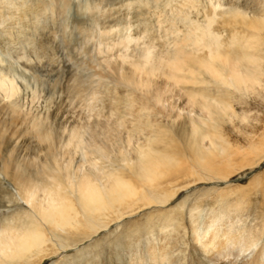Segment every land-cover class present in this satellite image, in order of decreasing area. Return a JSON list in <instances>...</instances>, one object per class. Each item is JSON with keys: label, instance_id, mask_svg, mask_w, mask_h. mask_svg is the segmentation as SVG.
I'll use <instances>...</instances> for the list:
<instances>
[{"label": "bare ground", "instance_id": "1", "mask_svg": "<svg viewBox=\"0 0 264 264\" xmlns=\"http://www.w3.org/2000/svg\"><path fill=\"white\" fill-rule=\"evenodd\" d=\"M117 1L119 6L115 3ZM212 2L210 4L214 9L219 6L218 3ZM33 3H35L34 6L29 5L28 0H0V18L11 13L5 12L4 7L15 8L20 11L17 15L19 19L25 16L39 18L41 14H46V12L58 13L66 17L73 9L71 0H34ZM102 4L105 6L107 4L110 8L106 13L101 11L103 14L99 16V5ZM131 4L126 3L125 0H80L79 8L76 11L73 9L75 24L81 26L83 22L88 21L103 25V27L114 26L120 19L122 7L126 8L127 6L129 8ZM225 11L229 13L227 10ZM17 12L15 13L17 14ZM242 13L235 12V18L237 15H241L243 20L247 19V15L242 16ZM251 15L253 16H249V19L251 18L252 23L257 21L264 23V15L256 13ZM12 17H14L13 13ZM50 19L53 20L51 17ZM1 20L4 19H0V25H2ZM11 21L12 19L10 23ZM34 22L33 24H35ZM243 22L246 23V21ZM206 23V27H193L189 33L180 38L175 35L171 41V48L163 56L154 52L153 47L155 45L152 42H147L143 44L141 50H138L135 59L131 58V54L125 52L129 49V44L134 42V39L140 40L138 36L137 38L130 35L125 37L126 28L124 27L112 29V32L103 31L106 33V37L103 36L102 39H107L111 35L112 37L115 36L114 41L115 39H123L122 44L117 43L120 49H117L119 51L116 55V58H120L122 62L120 65L113 59L116 65L115 67L111 66L114 73L112 74L116 82L126 86V88L130 87L132 90L129 89L128 95L130 97H126L127 100L121 102L123 103L122 110L116 106L114 111H110V116L115 115L111 123H108L109 115L106 116V120H93L89 126L90 133L87 141L84 139V130L81 128L72 130L66 142L63 140L61 120L64 119V115L62 110L61 113L53 111L48 115L51 119L56 118L59 119L58 122H61L56 123L53 127L50 122H47V116L43 117L37 113L29 116L27 131L24 130L25 140L23 145L19 144V137L23 136L22 132L18 134L20 129L18 126H21L20 118L26 116L27 119L29 114L24 113L18 104V97L23 91L21 86L25 84L22 85L21 82V86H17L13 80H11L12 82L8 81L7 76L3 74L8 71L24 82L30 66L23 59H30L31 56H28L29 53L26 54V57V52H23L22 54L26 58L20 56L23 61L17 62L18 59L15 60L16 58L11 59L12 54L10 56L7 51L3 50L2 52L0 50V91L4 95V100L7 99V102L0 100V201L3 202L4 196H6L9 203L18 206L17 211L15 210L16 213L13 212L15 213L14 217L4 216L2 219L0 218V264H29L35 257L46 253L47 250H53L54 253L60 249L66 251L69 246L77 245V242L90 238L98 228L105 227L104 221L106 219L115 215L116 218H119L125 211L132 210V207L140 201L143 202V205L153 204V206L156 203L167 202L165 201L166 197H170V195L167 194L166 196V190L164 191L161 187L178 179L180 170L176 166L179 164V156H187L188 148L190 156L197 162L201 160H209L210 162L211 154L215 149L220 153H226V148L217 141L220 135L219 126L203 121L206 126L204 129L201 125L199 126L198 120L188 116L189 114L176 125L174 132V128L165 124L162 125L159 121L152 123V114L156 112L154 104L162 101V94L165 93L166 87H163V84L166 81H171L175 88L174 93L166 99L170 100L167 107L162 105L167 116H171L170 113L175 110L176 116L180 117L181 110L186 105L189 112L197 109L204 111L208 115V120L214 122L229 115V110L232 107V94L226 89L221 90L214 84L213 88H209L197 86L199 83H208L212 80L215 84L234 86V88L246 90V92L247 90H255L256 85L260 86L258 69L254 65H250V63H258L256 60L258 58H254L258 57V54L255 56L251 52V54L245 53L242 50L244 47L242 44L245 42L243 40V42L241 41L242 44L239 43L240 45L237 47V34L230 40L231 47H227V44L220 41L219 37L211 30L212 23L214 24L213 18H208ZM21 24L19 20V26H22ZM12 26L10 25L6 29L5 26L0 28V33L3 32L6 36L12 33L14 38L16 37L17 43L21 45L26 43L28 46L30 45L28 50L37 51V46L35 47V44L33 46L35 42L32 41L34 40V38L32 39L33 36H31L32 40L26 39L21 36V29L14 30ZM35 27L36 29L40 28L34 25L31 29L34 30ZM196 31L200 33H195ZM36 33L38 32H35V35ZM27 34L25 36L28 38ZM243 35L242 38H245ZM110 45L111 43L108 46ZM114 46L116 43L112 47ZM5 47L7 48V46ZM30 47L31 49H29ZM248 47L251 45L249 44ZM11 50L9 51L12 52ZM241 51L249 62L247 64L253 68L244 64L241 59L233 58ZM32 52L31 54H33ZM231 63L234 69L230 68ZM3 69L6 70V73L1 71ZM205 74L209 77V81L205 78L199 79ZM8 77L11 76L8 75ZM157 78L161 81L155 80ZM134 90L140 91L143 96H135L134 92H131ZM21 119L23 120V118ZM144 132L145 134H143ZM136 134H141L142 138L140 139L141 136L139 135V138L133 140V137H137ZM205 138H208L209 142L206 148L200 145ZM61 146H64L62 151H60ZM127 146L130 148L127 149ZM76 149L82 150L83 162L90 164L87 169L85 168L86 170L82 171L78 167L76 170L72 168V150ZM219 152L216 153L219 155ZM65 155L68 156V159L62 161L61 157ZM106 163L109 164L105 165ZM205 165H207L206 162ZM209 166H207V170L210 169ZM187 170H185L186 173ZM4 179L8 180L7 186L2 183ZM171 191L167 190L169 193ZM11 216L13 215L11 214ZM212 226L213 224L210 223L203 228H195V238L197 241H201L204 252H229L241 243L238 238L224 235V232L219 234L218 230L212 231ZM251 242L252 240L247 241V246ZM163 248L162 246L158 249L151 247L149 250L150 264H162L165 261L169 252L164 251ZM158 255L162 261L160 263L157 262ZM260 256L259 252L256 253L253 260L248 264H264L260 263Z\"/></svg>", "mask_w": 264, "mask_h": 264}, {"label": "rangeland", "instance_id": "2", "mask_svg": "<svg viewBox=\"0 0 264 264\" xmlns=\"http://www.w3.org/2000/svg\"><path fill=\"white\" fill-rule=\"evenodd\" d=\"M71 1L73 2L72 8L76 11L79 8L80 0ZM212 1L218 3L219 6L215 9L211 7ZM33 2L34 0H28L29 5L34 6ZM125 2L132 4L129 8L122 7L120 19L111 27H103V25L88 21L83 22L82 27L77 26L73 9L66 17L58 13L49 12V14L46 12L47 15L41 14L39 18L25 16L26 18L19 19L17 15L20 11L4 7L5 12L11 13H6V17L0 18L4 19L1 20L3 26L0 25L2 26L0 28L5 26L6 29L13 25L14 30L21 29L22 37L30 38V40L34 38L33 46L34 44L35 47L37 46V51L32 50L31 47L29 48L31 50H28L30 45L17 43L14 34L10 33L6 36L3 32V34L0 33V50L7 51L10 56L13 55L12 60L15 58V60L18 59L17 62L24 60L30 66L24 82L12 73L8 71L6 73L5 69L1 70L6 73L3 75L7 76L8 81L13 80L17 86H21V82L22 85L25 84L21 86L23 91L18 97V104L24 113L29 114L27 119L26 116L21 117L23 120L20 118L22 127L18 126L20 128L18 134L21 132L23 134L19 137L20 145H23L25 140L24 132L28 128L27 120L32 114L47 116V122H50L53 127L56 123L61 122H58L59 119L56 118L51 119L48 115L53 111L61 113L63 110L64 119L61 120V129L63 128V140L66 142L72 130L80 128L84 130V139L87 141L90 133L89 126L93 120L102 121L109 115L108 123H111L115 115L110 116V111H114L116 106L122 110L123 103L121 102L127 100L126 97L128 98L131 88H126L115 81L112 68L116 65L115 61L121 65L122 61L120 58L117 59L116 55L119 51L117 49H120L117 43L122 44L123 39L114 41L115 36L111 35L107 39L103 38L104 41L102 37H106V33L103 31L124 27L126 28L125 37L130 35L137 38L138 36L140 40L134 39L125 52L131 54L132 59H135L138 50H141L143 44L147 42H152L155 45L154 52L163 56L171 48V41L175 35L180 38L189 33L193 27H206L208 18H213L214 24L212 23L211 30L219 37L220 41L227 44V47H231L230 40L237 34L241 39L237 38V47L245 41L242 44L244 46L242 50L247 54L253 53L255 56L258 54V57H254L258 58L256 59L258 63H250V65L252 64L258 69L260 86L256 85L255 90L246 92V90H239L234 86L215 84L212 80L208 83H199L197 86L209 88H213L214 84L221 90L226 89L232 94V107L229 110V115L214 122L208 120V115L204 111L197 109L189 112L186 105H184V110H181L180 117L176 116L175 110L170 113L171 116H167L163 106L167 107L170 100L166 99L174 93L175 88L171 81H166L163 84V87H166L164 95L162 94V101L154 104L156 112L152 114V123L159 121L162 125L174 128V132L176 125L189 114L188 116L198 120L199 126L201 125L204 129L206 126L203 121L219 126L220 135L217 141L226 148V153H220L215 149L216 151L214 150L211 154L213 158L210 157V162L209 160L197 162L190 156L188 148L187 156H179V164L176 166L180 170L178 179L161 187L164 191L166 190V196L170 195V197H166L165 201L167 202H163L166 203L165 205L163 203H156L154 206L153 204L143 205V202L140 201L136 204L137 206H134L135 210L132 207V210L125 211L119 218H116L115 215L106 219L105 227L98 228L90 238L77 242V245L69 246L66 251L60 249L54 253L53 250H47L46 253L35 257L29 264H150L149 250L151 247L158 249L161 246L164 247V251L169 252L162 264H248L258 252L261 255L260 263H264V23L257 20L259 23H252L251 18L249 19L253 13L264 15V0H125ZM115 3L119 6L118 1ZM99 6V16H102L103 12L106 13L110 8L107 4V8H105V4ZM225 10L229 13H226ZM235 12H244L242 16L247 15V19L243 20L241 15H237L235 18ZM12 13L14 17L11 18ZM50 17L53 20H49ZM46 18H48L47 21ZM11 19L14 20L11 21L12 24L10 23ZM35 19L37 20L35 21ZM19 20L22 26H19ZM42 20L43 22H41ZM30 23L40 28L36 29L35 27L34 31L31 29L33 26ZM40 29L44 32L39 31ZM35 32L38 33L35 35ZM195 33L200 32L196 31ZM26 34L28 38L25 36ZM242 35L245 36L244 39ZM31 36H33L32 39ZM141 41L142 43H140ZM113 42L116 43L114 47H112L115 45ZM110 43L113 45L108 46ZM249 44L251 47H248ZM133 50L135 51L133 52ZM23 52H26V57L30 53L28 56H31V60L24 57ZM244 55L241 51L233 58H239L244 64H249ZM250 65L248 66L251 67ZM230 68L234 69L232 63ZM8 75L11 76V79ZM6 76L4 77L6 78ZM203 78L209 81L207 74L199 77V79ZM155 80L161 81L159 78ZM167 88L169 90L171 88V90L169 91ZM131 92H134L135 96H143L140 91ZM0 100L7 102L1 91ZM101 112L102 114H100ZM136 136L133 137V140L142 138L141 134H136ZM208 144V138L203 139L200 143L204 148ZM128 147L130 148V146L126 148L129 149ZM63 149L64 146H61L60 151ZM231 151L233 153H230ZM216 152H219V155ZM66 156L61 157V160L68 159ZM82 158V150H72V168L74 170L78 167L83 171L90 166L89 162H83ZM229 163L232 165L230 166ZM216 164L218 165L216 166ZM207 166L210 167V169L208 167L209 170H207ZM186 169H188L187 173ZM2 183L7 186L8 180L4 179ZM167 190L174 192L169 193ZM4 197V201H0V218L14 217L18 206L9 203L6 196ZM210 223L213 224L212 231L218 230L219 234L224 232V235L238 238L241 243L229 252H204L201 241H197L195 238V228H203ZM246 240H252L248 245L250 247L247 246ZM157 262H162L159 255Z\"/></svg>", "mask_w": 264, "mask_h": 264}]
</instances>
